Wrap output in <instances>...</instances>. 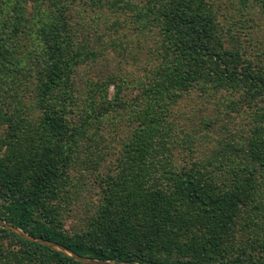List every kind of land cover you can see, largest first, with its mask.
<instances>
[{
  "label": "trees",
  "instance_id": "1",
  "mask_svg": "<svg viewBox=\"0 0 264 264\" xmlns=\"http://www.w3.org/2000/svg\"><path fill=\"white\" fill-rule=\"evenodd\" d=\"M105 8L118 18L109 21ZM89 13L105 49L120 29L139 42L155 38L130 99L118 74L88 79L86 91L77 85L103 55L85 31ZM23 75L33 80L28 99L1 93L0 219L84 257L264 264V0H0V79ZM195 93L221 117L247 118L203 157L199 142L218 118L189 129L175 110ZM123 114L135 128L110 170L98 172L100 198L70 233L64 222L84 172L99 170L109 147L103 130ZM0 264L88 263L0 227Z\"/></svg>",
  "mask_w": 264,
  "mask_h": 264
},
{
  "label": "rangeland",
  "instance_id": "2",
  "mask_svg": "<svg viewBox=\"0 0 264 264\" xmlns=\"http://www.w3.org/2000/svg\"><path fill=\"white\" fill-rule=\"evenodd\" d=\"M30 8H32V4ZM104 11L109 21H113L118 18L108 9L105 8ZM92 13L91 14L89 13L84 21L85 25H87V27L85 26L86 27L85 31L86 32L89 31L90 33H92V37L94 38L93 44L99 46V49H103V55L98 58L96 63H93V65L91 64L93 66L92 70H89V67H85L83 70H81V72L83 73L77 74L76 76L77 85L80 86L81 89L86 91L87 89H89L86 83L88 79L91 82L92 80L101 81V79H106L111 75L118 74V76L120 75V77L125 78L127 82H129L128 86L126 85L124 86V95H126V97L130 99L139 92V89L136 88L139 86L135 85V82L138 80L139 77L143 78L145 76L144 69L147 66V59L149 53L153 52L152 46L155 38L153 35H149L148 39L139 42L137 40L138 37H136L135 34H132L131 31L129 30L124 31L123 29H120L119 32L114 36L117 38L116 45L109 46L107 49H105L104 46L103 47L101 46L102 42L95 41L97 40L95 39L96 33L92 29V24L95 22L96 18L91 19V16L93 15ZM233 13H236V11L234 10ZM236 16L237 15H235V17ZM240 17L241 15L239 14L237 16V19H240ZM256 18H258V16H256ZM75 19H79V18L76 17ZM103 21L105 22L106 19L101 20L99 22H100V26L104 29ZM126 26L130 27L129 24ZM12 29H13L12 26L9 25L6 31L8 33H11ZM108 39L109 36H105V40L107 41ZM23 40L25 41L23 42V44L25 45L27 44V46H30L31 48L30 40L28 38ZM22 47L23 49H26L24 46ZM19 56L23 57L22 53ZM26 65L28 66V64ZM19 73L25 74V73H37V72L36 69L34 68L32 70H22ZM21 79L22 82H18V81L12 82L11 79H9L8 81L5 79L7 81L5 82L4 80L0 79V100H1V93L4 90L9 91L10 93H15V92H17L18 94L20 92L22 94L24 93L23 95L25 96V98L28 99L31 96V94H33V92L31 91L33 87V80H31L30 78L28 79L24 78V75L21 76ZM109 92H110V96L113 97V95L116 92V85L111 84L109 88ZM11 102H13L12 98H11ZM15 104H17V102H14V105ZM175 110H177L178 114L181 115V117L179 118V121L181 119V124L184 127L188 126L189 129L198 128L202 117H206V118L213 117V119L218 118L216 119L217 126L213 130H210L211 133L209 132V136H202L203 138H201L199 142L200 152L196 154L198 157L209 155L212 149L217 148L219 144L218 139L222 136V133L231 135V131L232 132L236 131L237 133H239L243 130V128L246 127L244 123L245 121H247V118H243L240 116L236 118L234 117L229 118L227 115L224 114H222L221 117V115L217 113L215 104H213V102L204 103L203 100L200 97H198L196 93L193 94L192 96L183 97L178 103V106H175ZM123 115L116 116L117 118L114 121L108 120L107 125L103 130L107 138L109 147L106 148V150L104 151L106 153L107 158L102 161V165L100 166L99 170L97 171L87 170L84 172L85 177L83 179V182L85 181V186L82 191L83 194L79 198V204L74 206V208L69 212V214L65 218V222H64L65 228L70 233L81 231L86 221L85 219L88 217L89 207L97 203V201L100 198L102 187L100 182L101 177L98 174V172L101 171L103 173H107L110 170L111 166L113 165V162H115L116 157L122 151L124 143L128 141L131 132L134 130L133 128H135L136 123L134 124L131 120H129L127 115L124 116ZM193 118L196 121L195 123L192 122ZM232 119L235 120V124L234 123L231 124L230 120ZM226 123L227 125L230 126L227 129H225ZM184 153H185L184 151H180L179 153V150H177L178 158L180 159V156L181 155L183 156ZM75 173L76 175H78L77 172Z\"/></svg>",
  "mask_w": 264,
  "mask_h": 264
},
{
  "label": "water",
  "instance_id": "3",
  "mask_svg": "<svg viewBox=\"0 0 264 264\" xmlns=\"http://www.w3.org/2000/svg\"><path fill=\"white\" fill-rule=\"evenodd\" d=\"M0 226L5 227L7 229H10L12 231H15V232L19 233L21 236H23L24 238H27L29 240L49 245V246H51L57 250L62 251L65 254L71 255L75 259L82 261L84 263H88V264H139V263L116 262L114 260H103V259H96V258L79 256L76 253L72 252L71 250L67 249L66 247L59 245L55 242L44 240L42 238H36V237L28 234L27 232L23 231L21 228L15 227L12 224L6 222L5 220L0 219Z\"/></svg>",
  "mask_w": 264,
  "mask_h": 264
}]
</instances>
